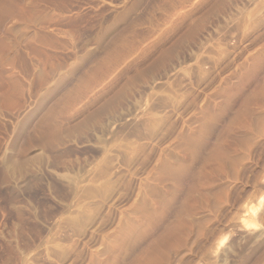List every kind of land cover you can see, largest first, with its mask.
I'll use <instances>...</instances> for the list:
<instances>
[{
	"label": "rangeland",
	"instance_id": "374dc122",
	"mask_svg": "<svg viewBox=\"0 0 264 264\" xmlns=\"http://www.w3.org/2000/svg\"><path fill=\"white\" fill-rule=\"evenodd\" d=\"M262 197L264 0H0V264H264Z\"/></svg>",
	"mask_w": 264,
	"mask_h": 264
},
{
	"label": "bare ground",
	"instance_id": "6f19581e",
	"mask_svg": "<svg viewBox=\"0 0 264 264\" xmlns=\"http://www.w3.org/2000/svg\"><path fill=\"white\" fill-rule=\"evenodd\" d=\"M262 198H263V197H262ZM262 198H261V199H262ZM261 199H260V200H261ZM263 199H264V198H263ZM262 201H263V200H262ZM262 201H259V204H260V205H261ZM260 205H259V206H260ZM246 207H247V208H245L244 211L247 212V214H248V213L250 214L251 212H253V208H254V207H248V206H246ZM255 208H256V207H255ZM258 212H259V211H258ZM249 214H248V215H249ZM255 214H256V213H255ZM244 215H245V214H244ZM250 216H251V215H250ZM258 218H259V217H258ZM244 219H246V217H245ZM244 222H245V221H244ZM245 223H246V222H245ZM239 225H240V224H239ZM242 226H243V225H242ZM236 232H237V231H236ZM241 232H242V231H241ZM223 241H224V240H223ZM223 241H222V242H223Z\"/></svg>",
	"mask_w": 264,
	"mask_h": 264
}]
</instances>
